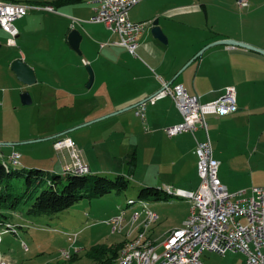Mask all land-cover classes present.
Masks as SVG:
<instances>
[{"label":"crops","instance_id":"obj_1","mask_svg":"<svg viewBox=\"0 0 264 264\" xmlns=\"http://www.w3.org/2000/svg\"><path fill=\"white\" fill-rule=\"evenodd\" d=\"M89 1L77 0L72 4L60 0H44L41 4L29 1L38 3L37 7L56 5V13L36 10L42 13L41 20L50 24V32L42 43L43 48L49 50L40 52L30 48L33 54H41L49 61L45 64L38 58L28 61L23 53L26 46L21 42L19 52L13 54L14 61L28 63L35 71L37 83L24 87L8 72L4 78L10 85L4 95L33 90L32 100H37L41 116L49 113L53 122L63 125L58 128L56 124L50 135L70 131L76 148L85 154L92 174L126 175L128 163L135 158V169L131 165L133 178L138 176L144 186L156 188L157 185L156 189H163L172 197L155 201L149 210L146 207L150 202L145 203L143 210L135 212L131 218L133 226L138 224L134 228L127 226L124 231L129 235L111 243L120 244L148 229L147 237L151 241L158 244V239L166 240L172 231L182 228L189 217L191 204L185 192L196 191L200 184L195 137L203 141L205 134L199 130L195 136L191 133L173 138L166 135L164 129L181 123L183 118L170 97L155 102L149 100L161 87L155 73L173 85H182L189 94L199 95L203 103L219 99L229 87L236 89L238 113L207 118L214 157L220 163L219 177L231 192L264 186V55L219 45L197 57L208 45L223 40H234L264 51V0H247L246 8L239 6V0H144L130 11V20L133 23L159 20L168 44L154 38L153 25L147 27L139 40L140 58L120 46L119 35L107 25L90 23L98 5ZM29 14L14 24L18 32L17 46L7 44L9 36L4 32L8 38H0V48L4 43L18 48V40L29 31L30 20H26ZM74 19L80 22L73 23ZM72 29H78L83 36L82 55L74 51L68 41ZM8 63L3 66L4 70L10 69ZM89 67L94 73L91 87H88ZM13 103L16 109L20 105L18 99ZM143 105L144 117L137 116L136 111ZM89 126L96 127H92L87 136H72ZM13 153L8 155L9 161ZM96 154L108 170H100L93 164ZM22 159L21 155L20 162ZM63 165L61 161L58 168L51 171L62 170ZM248 174L251 180L245 182ZM256 174H260V182L255 181ZM173 198L184 199L186 206L181 209L179 203H173ZM161 202H172L174 209L168 217L175 218L171 226L163 228L157 227L162 218L158 207ZM153 212L157 213V220L142 232L143 221ZM9 215L18 231L26 229L28 216ZM117 229L114 227V231Z\"/></svg>","mask_w":264,"mask_h":264},{"label":"rangeland","instance_id":"obj_2","mask_svg":"<svg viewBox=\"0 0 264 264\" xmlns=\"http://www.w3.org/2000/svg\"><path fill=\"white\" fill-rule=\"evenodd\" d=\"M17 1L20 5H29L31 7H37L39 5L38 3H29V1L40 2V4L44 2V0ZM29 12V17L26 19L30 20L29 31L22 36L21 40H18V48H10L5 43L3 47L0 48V160L12 165L8 160V155L14 152L23 157L21 161L22 165L18 166L20 170L30 171L32 169H38L44 171L45 175L51 177L74 169L75 161L71 158L70 151L66 148L58 150L55 146L56 143L65 139L72 140L76 146L75 141L70 137V131H65L64 133L68 134L63 136L60 135L64 133L50 135L52 131L51 129L54 130L53 127L56 124L58 128L60 125H63L59 121L53 122V120H51L53 116L49 113L46 115L43 113V116H41L40 111H38L37 100L30 106H24L21 101V93L13 95L8 92L4 95L5 90H7L10 85L9 80L5 81L4 76L6 73L9 72L11 77H15L17 80L11 67L15 62L13 54L19 52L21 42L26 46L23 47V53L28 56V61H34L37 58L42 64L49 61V59L44 60L41 54L37 56L33 54V51H31L30 48H33L34 51L39 50L40 52L49 50L46 47L43 48L42 43L45 42L43 37L50 32V24L41 20L40 17H43L42 13L40 14L39 12H36V10H30ZM18 25L19 23L17 22L16 26L18 27ZM0 38L6 40L8 36L0 30ZM39 44L41 46L37 48ZM8 61L9 63L7 66L10 69L4 70L3 66H6ZM30 91L32 92L29 94L34 98L35 95L33 90ZM11 96H13L12 102L10 101ZM16 99L20 101V103H18L20 105H18L17 109L13 103ZM92 127L96 126H89L77 130L72 136L83 138L88 135V131H90ZM47 133L48 135H46ZM40 140L43 141L35 142ZM14 141H18L19 143H14ZM77 153L79 154L81 161L89 167L85 154L78 149ZM95 156L97 159L93 158V164L98 165L100 170H108L106 165L103 162H100L99 155L96 154ZM61 161L64 163V165L60 167L63 171H51V169L58 168L57 164ZM101 176H106V178L113 181L117 178V175L112 174ZM101 176L90 174L88 177L93 180ZM138 179V176L130 179L128 181L127 189L121 195L112 193L104 198L84 200L58 216L29 217L30 220H27L28 224H26V229H20L17 233H13L16 229L18 230L16 224H12V227L6 226V230L1 232L2 236L0 235V263L3 261L6 264H99V261L102 259L94 260L91 258L89 256L90 249L97 245H103L108 248L116 247L119 243L112 244L111 242H113V240H116L114 242H118L122 240V237L126 238V235H129L128 232L124 233L127 226L134 228L138 224L137 223L133 226L130 222L135 212H141L144 204L148 202L150 203H148L146 208H152L151 205L154 203L152 200L153 197H150V201H146L140 196V192L144 188L152 186L141 185ZM249 180H251L250 174L245 176V182H248ZM260 180V174H256L255 181L260 182ZM24 181L25 179L21 178L14 182L12 191L15 194L23 192ZM155 186L158 188L157 185ZM180 199L181 198H173L172 201L173 203H179L180 208L182 209L186 204L183 201L184 199ZM171 203L172 202H161L159 204L158 207L161 209L159 214L162 218L161 221L157 222V227H168L175 222L174 216L168 217L174 209V207L171 206ZM22 208L19 209V213L24 212L20 211ZM122 214L125 221L118 226L116 231H114V227L109 224H113L111 221L115 216ZM243 222L245 221L243 220ZM155 225L152 227H155ZM141 226L143 227L142 232H144V221ZM148 230L146 231L147 239H149L147 237ZM112 232L117 233L118 236H113ZM123 233L125 235H120ZM75 235H78V238L74 244L71 237ZM135 238L136 237L124 240L121 243L124 245L121 249L123 250ZM157 241V245L159 246L165 240L163 237V239H158ZM64 252L66 253L63 254ZM163 252V247H160L158 253L162 254ZM107 258H109V256L106 254L103 261ZM201 259L204 264H244L243 254H237L235 252H230L226 256L207 252ZM116 264H119L118 260Z\"/></svg>","mask_w":264,"mask_h":264},{"label":"built area","instance_id":"obj_3","mask_svg":"<svg viewBox=\"0 0 264 264\" xmlns=\"http://www.w3.org/2000/svg\"><path fill=\"white\" fill-rule=\"evenodd\" d=\"M142 1H89L98 5L90 23L107 25L113 33L119 35L118 44L137 58H140V36L153 24L152 21L133 23L130 20V11ZM238 4L242 8L249 6L247 0H239ZM34 10H39V7H34ZM29 13L20 8V3L12 8L0 6V30L8 34L7 44L10 47L17 46L15 22L27 17ZM76 22L80 21L74 19L73 23ZM155 76L161 87L149 100L155 102L170 97L183 118L181 123L164 129L166 135L170 138L183 133L195 136L197 131L202 130L205 139L199 141L195 137L200 184L196 191H184L191 198L189 217L182 228L172 231L162 244H156L149 254L143 256V261L137 264H204L201 258L207 252L221 256L239 252L245 256V264H264V186L231 192L222 183L219 177L220 163L214 157L207 121L209 116L226 117L238 113L236 89L229 87L219 99L203 103L199 95L189 94L182 85H173L156 73ZM144 111L143 105L136 111V115L144 117ZM55 146L58 150L66 148L70 151L75 161L74 169H90L81 161L72 140H62ZM10 160L20 162L21 155L13 153ZM156 214L153 212L152 219H156ZM120 220H125L123 214L115 216L113 224L109 225L115 227ZM149 221L144 220V223ZM77 238L78 235L71 237L74 244ZM160 247L164 249L162 254L158 253ZM0 264L6 263L2 261Z\"/></svg>","mask_w":264,"mask_h":264},{"label":"trees","instance_id":"obj_4","mask_svg":"<svg viewBox=\"0 0 264 264\" xmlns=\"http://www.w3.org/2000/svg\"><path fill=\"white\" fill-rule=\"evenodd\" d=\"M12 3H19L17 0H5ZM62 3H75L77 0H60ZM57 4V3H56ZM51 6V5H44ZM56 6V5H55ZM55 6H52L56 9ZM57 10V9H56ZM11 162V160H10ZM0 160V233L6 226L12 227L10 213L24 214L28 217L40 216H58L74 207L84 200H93L104 198L115 193L121 195L128 187V181L133 178V168L135 169V158L129 163V170L126 175H117L115 181L106 178V176L90 179L88 173L80 174L76 171H65L61 174L49 176L38 169L30 171L20 170L18 166ZM14 166V167H13ZM97 175V174H94ZM25 179L23 192L15 194L12 186L17 179ZM161 189L146 187L140 192V196L146 201H167L172 198ZM133 201V200H130ZM17 226V225H16ZM13 233H17L15 230ZM125 244V243H124ZM123 244H118L114 248H108L103 245L93 246L89 251V256L94 260H99V264H116L120 257ZM107 256L109 258L103 259Z\"/></svg>","mask_w":264,"mask_h":264},{"label":"water","instance_id":"obj_5","mask_svg":"<svg viewBox=\"0 0 264 264\" xmlns=\"http://www.w3.org/2000/svg\"><path fill=\"white\" fill-rule=\"evenodd\" d=\"M152 25H153L152 33H153L154 38L159 40L161 43L168 44V38L166 34L164 33L163 29L160 27L159 20H155ZM82 40H83V36L81 32L78 29H72L68 35V41L72 49L76 51L79 55H82L81 49H80ZM219 45L244 48V49L251 50V51L264 55V51L257 49L255 47H252L250 45L240 43L234 40H223V41H218V42L208 45L197 55V57L201 56L205 52V50H207L208 48L219 46ZM11 69L13 73L16 75L17 79L25 86H33L37 83V77H36L34 69H32L23 60L15 61L12 64ZM88 72L90 75L88 87H91L94 81V73L90 67L88 68ZM21 101L24 106H30L32 105V102H33L32 96L28 92H24L21 95ZM67 134L68 133H64L60 136L67 135ZM41 141L43 140L35 141V142H41Z\"/></svg>","mask_w":264,"mask_h":264},{"label":"bare ground","instance_id":"obj_6","mask_svg":"<svg viewBox=\"0 0 264 264\" xmlns=\"http://www.w3.org/2000/svg\"><path fill=\"white\" fill-rule=\"evenodd\" d=\"M18 3H10V2H4L3 0H0V6L4 8H12V6H17ZM20 8L22 10H26V12H29L30 10H34V7L31 6H25V5H20ZM39 11H45L48 13H56V9L52 6H42L39 7ZM11 162L19 166L21 165V162H17L15 160H11ZM74 171L84 174L88 173L90 169H73ZM72 170V171H73ZM190 204H191V198H190ZM153 218V213H150L147 215V220H151L148 223L145 224V228L147 229L149 225L157 220L152 219ZM113 222V221H112ZM123 220L119 221V224L115 225V228H117L119 225H121ZM171 235V234H170ZM150 239L146 238V233L139 234L131 243H129L120 253V257L118 259L119 264H137L138 261H143V256L146 254H149L151 250H153L154 246L157 244L155 242L149 241ZM138 247V249H137ZM69 254V253H68Z\"/></svg>","mask_w":264,"mask_h":264}]
</instances>
